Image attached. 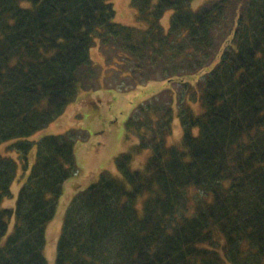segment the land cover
<instances>
[{"label":"trees","instance_id":"obj_1","mask_svg":"<svg viewBox=\"0 0 264 264\" xmlns=\"http://www.w3.org/2000/svg\"><path fill=\"white\" fill-rule=\"evenodd\" d=\"M131 6L148 28L115 21L112 0H0V144L17 139L24 168L34 143L26 137L80 90L98 89V41L114 73L104 88L158 79L183 88L181 143L167 142L176 99L164 86L129 116L126 136L137 143L115 158L121 176L105 170L73 196L56 264H264V0ZM202 71L196 85L186 81ZM82 135L73 128L37 141L16 208H0V264H47V226L79 172ZM148 149L145 167L133 169ZM17 174L18 162L0 156V203Z\"/></svg>","mask_w":264,"mask_h":264},{"label":"rangeland","instance_id":"obj_2","mask_svg":"<svg viewBox=\"0 0 264 264\" xmlns=\"http://www.w3.org/2000/svg\"><path fill=\"white\" fill-rule=\"evenodd\" d=\"M159 0H152L156 4ZM203 0H196L201 3ZM116 10L115 21L125 25L148 28V24L137 18L135 8L131 6V0H112ZM169 10L161 19V24L165 31H169L171 15ZM92 57L98 65V89L93 91L78 92L76 99L68 105L64 113L45 128L37 131L34 135L26 139L34 142L28 154V166L23 167V159L18 150L11 148L17 140L12 139L0 144V156H8L18 162V174L11 186V195L4 198L0 203V208L15 209L19 192L30 174V170L37 158V141L50 134L64 133L70 129H79L82 132L83 140L76 142V157L80 167L79 172L64 187L60 202L54 218L48 223L46 231V245L44 255L47 264H56L57 245L60 238L64 215L73 196L79 188H86L98 181L103 171L107 170L115 175L121 176V172L115 162L116 156L122 152H127L137 143L135 137L126 136V123L133 109L137 104L147 98L158 95L161 89L166 86L173 92L174 98V119L172 133L168 137V144H179L182 141L183 127L179 117L178 101H181L180 94L183 90L176 82L149 80L141 86L129 91L116 89H106V84L113 81L114 73H109L106 64V55L111 56L110 51L101 49L98 43L91 50ZM108 71V72H107ZM202 73L188 76L186 81L196 85ZM111 79V80H110ZM199 86V85H197ZM196 86V87H197ZM160 90V91H159ZM185 91V89H184ZM185 95V93H184ZM198 101H188L196 109L201 110ZM150 155V149L137 154L132 161L133 169H143ZM139 207H141L139 205ZM15 217L10 219L8 233L5 239L13 230ZM2 239V240H4Z\"/></svg>","mask_w":264,"mask_h":264}]
</instances>
